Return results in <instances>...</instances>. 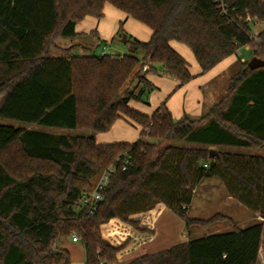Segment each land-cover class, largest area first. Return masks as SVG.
I'll return each instance as SVG.
<instances>
[{
	"label": "trees",
	"instance_id": "obj_1",
	"mask_svg": "<svg viewBox=\"0 0 264 264\" xmlns=\"http://www.w3.org/2000/svg\"><path fill=\"white\" fill-rule=\"evenodd\" d=\"M106 4L150 27V39L127 37L129 52L116 57L72 54L75 46L58 47L65 55L50 56L59 39L79 35L80 22L103 18ZM257 23H264V0H0V118L93 132L125 119L141 128L134 142L98 143L91 135L0 123V264H71L65 241L74 235L84 246L85 264H118L154 237L164 207L185 221L188 232L221 220L232 229L189 236L124 264H257L264 155L221 147L264 144V67L251 69L240 59L226 97L199 123L187 115L176 120L165 102L152 114L129 104L157 88L149 73L173 77L178 87L195 77L172 40L192 50L202 74L245 45L264 59V31L253 32ZM136 77L138 93L130 88ZM145 136L198 146H162ZM112 166L91 213L82 196ZM215 177L263 221L241 228L220 214L191 218L197 187Z\"/></svg>",
	"mask_w": 264,
	"mask_h": 264
},
{
	"label": "rangeland",
	"instance_id": "obj_2",
	"mask_svg": "<svg viewBox=\"0 0 264 264\" xmlns=\"http://www.w3.org/2000/svg\"><path fill=\"white\" fill-rule=\"evenodd\" d=\"M110 11H117V13H120L117 9H115L111 5H107L106 8L107 20L105 23L109 22L106 27L108 31L110 30L112 24V19L109 16ZM122 20H123L122 27L124 26L123 31H119V29L116 31V33L119 36L115 35L110 39H106L97 34L100 20L92 17L88 18L87 20H85V22H83L82 26L79 28L80 33L76 38L60 39L57 42V45L60 48H68L70 46H75L74 49L71 51L72 54L101 55L102 51H106V53L108 54L123 55L129 52V44L123 41L124 36L127 35V37H130L131 39L137 38L139 40H145V38L147 37H145L146 35L144 32L141 31V29L143 28L148 30L149 28L145 24L139 22L138 20L132 18L131 16L126 15L125 18H122ZM109 24L110 26H108ZM93 31H96V33ZM262 31H264V23L255 24L253 28L254 34L257 35ZM172 46L187 60L189 64V69L191 70L192 73H194V75H196L197 70L195 69L194 66L191 65L192 63L190 59L194 61L196 67H198L199 70L200 68L194 56L190 54L192 52L190 48L184 44L179 43V41L176 40L173 41ZM58 47H53L51 49L50 56L59 57L65 55V52H63V50H61ZM234 56L236 57L235 64L231 66L230 69L225 70L217 79L213 81L214 86L212 88V91L210 92V95L214 97V100L210 105H208V103L205 102V106L207 107L211 106L215 102H218L219 100L226 97L230 78L241 66L240 59L241 62H244L242 61V58H244L246 61L247 60L250 61L254 57V50L249 45L241 46L238 53H236ZM145 71H146V67L140 70V75H144L146 73ZM200 73H202L201 70ZM130 88L131 90L135 89L136 93L140 92L142 88V84L139 83V77H136L135 79L132 80L130 84ZM149 93H150L149 91H146L142 95L144 103L149 102L148 100L150 95ZM208 109L209 107L207 108V110ZM201 116L199 117L188 116V117H190L193 120H196L199 123L201 120L200 119ZM0 123H4L16 127L29 128V129L38 130L41 132L53 133V134H71V135H85V136L91 135L97 138L98 135H100V133H103V132H93V131L81 130V129L50 127L35 123H26L18 120H11L4 118H0ZM113 133L114 132H110L105 135L113 136L114 135ZM145 139L151 142L160 141L162 146L167 144L198 146L196 144L179 142L178 140L156 139L149 136H145ZM114 140H118V139H114ZM221 149L229 150L236 153L241 152L251 155L253 154L264 155V148L261 147L252 148V149L221 147ZM99 178L100 176H98L95 179L94 185L99 180ZM238 202L239 201L237 199L235 198L231 199L229 197V194L222 181L219 178L215 177L212 179H206L199 184L193 196L192 203L190 205L188 213L191 218H199L204 220L210 219L217 214H220L225 217L232 216L230 218L234 221L235 224L237 223L236 224L237 226L239 225L241 228H245L258 221H263V219L262 220L257 219L256 217L257 213L251 211L244 205L240 206ZM230 229H232V223H230L227 220H221L215 224H211L207 226H195L191 228L190 231L188 232L185 221L182 218H180L178 215H176L171 209H166L163 212L162 216L160 213L159 217L157 218L155 240L150 244H148L147 246H144V250L150 249L156 252V251L164 250L169 246L180 242L181 240H185L187 236L196 238V237L212 234L215 232L228 231ZM117 238L120 239L119 236H117ZM65 246L70 251L71 261H72L71 264H85V250L81 241L74 242L72 238H69L67 241H65ZM134 256L135 255H131L128 258L126 257L124 259H121L118 264H124ZM259 264H264V233H263V241L261 248V258Z\"/></svg>",
	"mask_w": 264,
	"mask_h": 264
},
{
	"label": "crops",
	"instance_id": "obj_3",
	"mask_svg": "<svg viewBox=\"0 0 264 264\" xmlns=\"http://www.w3.org/2000/svg\"><path fill=\"white\" fill-rule=\"evenodd\" d=\"M107 5H111V4L105 5L104 17L100 19L97 34L99 36L106 38V39H110L113 36L117 35L116 31L119 29L121 24L123 25L122 18H125L126 13L111 5L112 7L117 9L120 13H117V11H110L109 12V16L112 19V24H111L110 30L108 31V29L106 27H107V24L109 22L105 23L107 20V14H106ZM88 18H91V17H88ZM88 18H86L85 20H87ZM85 20H83L82 22H80L78 24V26H77V32L78 33H80L79 28L82 26V24H83V22H85ZM108 26H110V24ZM148 28H149L148 30L143 29V28H142L143 30L141 29V31L145 33V35H146L145 37H147V38H145V40H142V41L149 40L151 35H152V29L150 27H148ZM173 41L174 40L171 41V45L173 44ZM179 43H181V42H179ZM181 44H184V43H181ZM57 47H58V45H57ZM190 54H192V56H194L193 52H191ZM194 58H195V56H194ZM195 60H196V58H195ZM190 61L192 63L191 65L194 66L195 69L197 70L196 75H194V73L191 72L195 77L190 82H188L187 84H185L181 87H178V81L173 77H170V76H167L164 74L149 73L147 75V77L157 87L156 89H154L153 91H151L149 93L150 94L149 99H148L149 102L144 103L143 101L132 100L129 103L130 106H132L133 108L140 110L144 113L152 114L160 104L165 102L168 109L170 110L171 114L173 115V117L176 120L181 119L185 115L190 116V117H199V116L203 115L205 113V111L207 110V108L208 107L210 108L213 105L212 104L211 106H208V107L205 106V102H207L208 105H210L212 103V101L214 100V97L212 95H210V92L212 91V88L214 86L213 81L215 79H217L225 70L230 69L231 66H233L235 64L236 57L234 55H232V56L226 58L225 60H223L222 62L217 64L215 67H213L211 70H209L208 72L203 73V74L200 73L201 67H200L198 61L196 60L200 70L198 69V67H196L194 61H192L191 59H190ZM242 61H246V60L244 58H242ZM110 132H114L113 133L114 135L113 136L105 135V134H108ZM140 134H141V128L139 126L132 125L131 123H129L125 119H118L115 122V124L113 125V127L111 128V130H109L107 132L100 133V135H98L96 140L98 143L134 142L140 137ZM114 139H118V140H114ZM229 197L232 199L231 196H229ZM238 204L240 206H242L241 203L238 202ZM166 209H169V208L164 207L162 209L161 216ZM256 215H257L256 216L257 219L262 220V218L260 216H258V214H256ZM230 217H232V216H230ZM155 236H156V234L154 235V237L151 240H149L148 242L143 244L136 252L126 255L122 259H124L126 257L128 258L131 255H135L134 257H137V256L147 254V253H149V254L155 253L154 251H152L150 249L149 250L146 249L147 251L144 250V246H147L148 244L153 242L155 240ZM188 240H189V236H187V238H185V240H181L180 242L173 244V245L169 246L168 248H170L174 245L186 242ZM262 241H263V237H262ZM261 248H262V242H261L259 259H258L257 264H259V262H260ZM156 252H158V251H156ZM133 258L129 259L126 263L130 262Z\"/></svg>",
	"mask_w": 264,
	"mask_h": 264
},
{
	"label": "built area",
	"instance_id": "obj_4",
	"mask_svg": "<svg viewBox=\"0 0 264 264\" xmlns=\"http://www.w3.org/2000/svg\"><path fill=\"white\" fill-rule=\"evenodd\" d=\"M104 54H106V51H102L101 55H104ZM116 55L117 54H112L113 57H116ZM129 162L130 161L128 158L125 159L124 164H123V169H125L126 164ZM115 170H116V167L112 166L108 170L103 172L100 175L99 180L96 182L94 188L82 196L83 205L89 206L91 213L96 209L98 203L103 199V191H104V189H105V187L109 181L110 175ZM72 240L74 242H78V241H80V238L77 235H74Z\"/></svg>",
	"mask_w": 264,
	"mask_h": 264
},
{
	"label": "water",
	"instance_id": "obj_5",
	"mask_svg": "<svg viewBox=\"0 0 264 264\" xmlns=\"http://www.w3.org/2000/svg\"><path fill=\"white\" fill-rule=\"evenodd\" d=\"M126 38H127V35L124 36L123 38V41H126ZM248 66L251 68V69H259V68H262L264 67V59L260 58V57H257V56H254L249 62H248ZM1 101V99H0ZM261 148H264V144H262L260 146ZM214 152L211 151V155H213Z\"/></svg>",
	"mask_w": 264,
	"mask_h": 264
}]
</instances>
